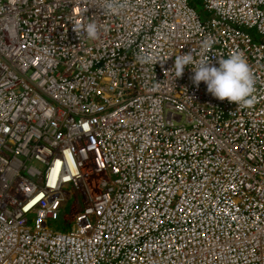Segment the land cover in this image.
<instances>
[{"label":"built area","instance_id":"1","mask_svg":"<svg viewBox=\"0 0 264 264\" xmlns=\"http://www.w3.org/2000/svg\"><path fill=\"white\" fill-rule=\"evenodd\" d=\"M113 2L0 0V264H264V0ZM188 52L241 53L254 105Z\"/></svg>","mask_w":264,"mask_h":264},{"label":"clouds","instance_id":"2","mask_svg":"<svg viewBox=\"0 0 264 264\" xmlns=\"http://www.w3.org/2000/svg\"><path fill=\"white\" fill-rule=\"evenodd\" d=\"M105 6L109 9L115 6L113 0H105ZM76 31L82 32L88 38L95 40L99 35V27L95 22H88L77 25ZM212 41L207 40L202 43V48L209 50ZM143 62H148L151 57L140 58ZM192 65V83L199 87L200 82L206 84L207 91L219 100L227 99L235 102L240 108H251L255 99V77L246 60L239 52H231L227 58L218 59V67L210 63L209 60L201 58L194 63V56L191 52L175 56L174 69L175 78L181 77L186 66Z\"/></svg>","mask_w":264,"mask_h":264},{"label":"rangeland","instance_id":"3","mask_svg":"<svg viewBox=\"0 0 264 264\" xmlns=\"http://www.w3.org/2000/svg\"><path fill=\"white\" fill-rule=\"evenodd\" d=\"M197 10L201 12V5L200 4H197ZM252 34H254V30H251ZM72 203V201H69L66 205V207H69L70 204ZM48 226L53 228V229H58V230H61L62 229V223L60 221H49L48 222Z\"/></svg>","mask_w":264,"mask_h":264}]
</instances>
